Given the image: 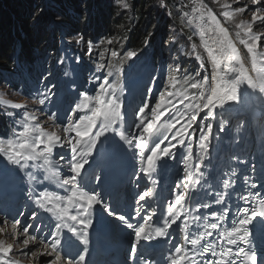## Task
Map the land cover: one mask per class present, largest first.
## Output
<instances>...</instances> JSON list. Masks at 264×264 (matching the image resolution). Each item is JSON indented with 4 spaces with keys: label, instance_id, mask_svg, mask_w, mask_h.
<instances>
[{
    "label": "snow or ice",
    "instance_id": "6c2138e0",
    "mask_svg": "<svg viewBox=\"0 0 264 264\" xmlns=\"http://www.w3.org/2000/svg\"><path fill=\"white\" fill-rule=\"evenodd\" d=\"M117 2L124 9L129 8V4L125 0H117ZM239 2V0H237ZM250 5L255 7H250L249 3H245L243 7H237L234 11L228 10L229 5H223L224 11L223 16L226 20H235L237 14L245 13L251 11L252 18L251 21H241L236 24L238 30H243L244 36L241 37L240 31H237L236 37L239 39V42L243 44L248 53L253 54V65H255L257 56H264V52H255L254 49L257 47V42L264 44V33H257L253 31V26L259 22V24L264 25V0H250ZM197 11V9H194ZM211 22L215 25L214 31L218 32L219 37L213 40L214 44H218L217 51L223 59V64L218 62L215 59L213 49L207 44L205 47L208 50V55L213 57L214 70L217 67L227 69L228 72L240 73L235 79L231 80L227 87L223 85L217 86L215 84L216 77H213V86L211 88V94L206 96V102L204 99L201 100V105L204 109H207L206 115L203 117L205 120L204 124H198L200 129V148L206 149L207 141L210 139L208 132H205L204 129H207L209 132L213 129V124L208 123L207 121L214 116L213 109L217 107V101L220 104H224L225 100L234 101L237 99V90L241 83L244 80L243 75V65L240 64L239 58L237 57V49L234 46L232 40L228 38L229 33L226 27H222L220 21L217 20L216 16L212 14L211 11L207 13ZM203 20V14L200 17ZM200 31L202 35H207V31L203 24L200 25ZM222 37V38H221ZM83 41V37L76 39V43L80 44ZM108 43L111 44L112 41L108 40ZM93 45L91 42L88 44L89 54L92 52ZM101 55H103L101 53ZM113 57L117 56V53L113 51L111 53ZM137 55L135 52L129 51L126 53V58H131ZM229 62H235L240 64L239 67L228 68ZM104 65H98L99 68H103ZM119 70V69H117ZM111 75V73H109ZM99 77H96L94 80L90 81L91 83H96ZM251 87H255L254 84L250 83ZM193 88H198V84H193ZM111 89V92L109 91ZM151 91V89H149ZM115 88L112 85L105 87V84H101L99 91L95 97H90L86 92H81L80 97L81 101L76 105V111L84 112L81 114L78 121H74L69 117V122L66 127H64V132L71 133L75 132L76 137L74 138L70 135H65L63 138L56 135L55 133H44L43 131L39 132V135L36 134V131L40 129V126L37 124L34 128H30L27 122L23 123L22 131L19 132V139L14 137L7 139V148H0V154H4L7 158V162L10 165L17 166L19 169L24 170L30 167L29 161H38L43 159L45 164L49 163V156L53 153L54 149H60L56 155L59 157V161L69 168L72 173L71 176L63 180L64 185H72V195L68 197L69 203L75 204L78 214L69 215L68 209L64 208L63 216L61 217V223L55 225V230H49L50 237H37L30 235L29 239H42L45 241L44 248L45 252L39 253V255H47L51 257L50 264H80L81 261H84L85 257L79 252L76 255H79V260H76L75 255H73L71 249L73 241H61L60 239V230L61 228H67L69 232L73 235L79 236L82 244L88 243V229L92 225L93 221L88 218L90 209H94V206L100 204L104 211L108 213L109 216L115 215L116 209L110 206L108 203H104L102 196L92 192L91 194L86 193L82 190V167L84 164L88 163L89 158L93 154V150L97 148V145L100 141V137L104 136L105 132L112 129V125L123 122L124 114L121 112V104L117 98H114ZM101 95H105L106 99L103 104L101 102ZM40 104L44 103V100L39 101ZM106 105V106H105ZM12 107L19 108L20 105H13ZM162 105L160 101H157L156 107H151L150 104H144V107L140 108V112L144 113V117L140 119V123L136 124V130L140 132V138L135 140V147L140 150L141 161L143 162V157L146 155L144 152L145 148L148 147L152 155H147L148 168H142L141 171L146 174L151 175V171L155 170V165L157 163H162L166 165L165 162L160 161V156H168L174 158V153L170 148H164L162 153H157V148L160 147V144L157 143L156 147H151L152 143H155L159 139L160 135H164V132L170 131L172 124L168 125H157L155 121H159L161 116H164V111H157L158 108H161ZM199 107V106H197ZM146 108L151 109L152 121H147L148 113L145 112ZM167 110V109H165ZM90 113V114H89ZM11 115V113H9ZM171 113H169L170 118ZM25 121L29 119L28 113L24 114ZM30 119L35 120V117ZM50 120H58L60 117L55 114L49 116ZM191 119L196 120L195 112L193 113ZM147 121V122H146ZM198 123V122H197ZM189 128H192V124L188 125ZM163 129V131H162ZM114 130V129H113ZM196 129H193L195 131ZM147 134V136H145ZM121 139H125L128 145L131 147L133 145V139L125 137L123 134ZM180 136L183 137V132L180 133ZM46 137V141L45 138ZM175 138V137H173ZM167 139V136H165ZM163 141H161L162 143ZM170 143V142H169ZM181 143V141H178ZM44 144L43 149L41 150L38 145ZM9 149H18L9 151ZM187 159L186 157L184 158ZM199 171V166H197ZM185 172H188L189 167L185 168ZM98 181L100 178H97ZM139 179V177H137ZM235 184V181L232 182ZM224 187L227 188L229 185L228 180L223 181ZM246 187L256 188V185L253 183L251 185H245ZM179 188V185L177 186ZM187 187V185H185ZM79 192V197L77 193ZM252 195H255L259 204L256 205L253 203L251 207H236L235 212H232L231 207L225 206L221 211H211L208 212V216L211 217L214 221L209 224L211 230H218L221 226V221L227 223L229 214L231 213L232 223L228 228H224L219 231L218 236L213 240L207 243H201L202 240L206 239V236H213V231L200 232L198 236L189 238L187 229L189 224L187 222V217L185 222L181 224V231L185 232V245L184 246H174L170 242V248L174 246V254L171 255V264H177V257H180L183 261V264H261L259 259V254L254 251L251 247L252 241L250 236L252 235V225L255 223V217L257 213L260 217V223L264 224V199H260L261 196H264V192L261 193H248V194H237V200H243L247 205L251 201ZM150 196V190L144 191L140 195L139 200L143 201L146 197ZM187 197L177 191L175 195V205L183 207L184 202ZM83 201V202H81ZM37 207L45 208V204L42 200L37 199L34 201ZM226 204V197L224 195L219 196L218 199L212 201L211 203H203L196 205V211L199 212L200 208L204 209L211 208L212 204ZM230 203V201L228 202ZM46 211L51 212V208H47ZM168 216L163 221V227H154L150 223L152 216L156 215L155 212H152L145 218V224L148 225V231L145 230V225H140L139 227L129 223L125 215H118L116 219L121 223L125 224L127 228L133 229L135 232V242L132 243V251L136 253L140 249L142 241H153L159 238L167 237L170 235L168 229L175 224L177 218L181 215L180 212L173 211L172 204L170 203L167 208ZM7 217V214H4ZM136 215L140 216L141 212L139 207L136 211ZM65 217L67 219H65ZM10 219V218H9ZM33 219H37L34 215ZM71 220L73 223H68L67 221ZM16 224H22L21 221H15ZM80 225L83 228V232L76 225ZM24 232L28 233L29 228L24 227ZM24 243L27 245L28 240H25ZM187 244L191 245V248L187 247ZM240 245H247L248 247H243ZM145 251L148 249L155 248L156 245L145 244ZM7 254V250H4ZM34 257L38 255L37 252L33 251L31 253ZM243 258V260L241 259ZM13 264V262H9Z\"/></svg>",
    "mask_w": 264,
    "mask_h": 264
},
{
    "label": "trees",
    "instance_id": "16d2710c",
    "mask_svg": "<svg viewBox=\"0 0 264 264\" xmlns=\"http://www.w3.org/2000/svg\"><path fill=\"white\" fill-rule=\"evenodd\" d=\"M87 1L90 2V0H48L44 4V7L49 4V8L45 10L47 13L37 16L34 12L33 0H0V70H8L12 66V56L16 55L14 54L15 42L20 43L21 46V52L17 59H32V51L39 48L36 46L38 43L44 44L46 38L50 39V35L52 38L57 35L56 33L51 34L50 23L53 26L58 25L62 29L71 24L68 31H66L68 40H72L78 35H80L79 37L83 35L84 38H89L94 44L95 35L89 36L86 33L87 17L85 14H81L84 12L82 9L88 7L85 4ZM103 1V5H105L110 0ZM156 1L164 4L166 9H168L167 13L169 14L166 15L168 17L173 13L174 2L178 0ZM180 1L183 4H189L190 0ZM148 4H152V0H147V2L146 0H131L129 13L126 14L125 12H119V8H115L114 3L104 7L107 10L99 15L100 19H97L96 24V33L105 36L100 43L103 44L104 48H99L98 50L100 54L102 53L103 56L107 57L110 51L122 53L125 48L130 49L137 44L142 45L146 40L151 41L155 37L154 31L156 29L153 28L156 22H152L151 25L147 23V20L150 19L146 13V11L150 10ZM82 6L84 7L82 8ZM180 11L186 10L180 8ZM75 14H79V16L81 14L78 20L69 22L65 19V17L73 18ZM172 18L174 23H178L175 18V11ZM104 20L106 23H104ZM38 23L41 24L33 28ZM31 24L33 26L29 28L28 25ZM108 40H111L112 43L109 44ZM95 47L98 46L96 45Z\"/></svg>",
    "mask_w": 264,
    "mask_h": 264
},
{
    "label": "rangeland",
    "instance_id": "374dc122",
    "mask_svg": "<svg viewBox=\"0 0 264 264\" xmlns=\"http://www.w3.org/2000/svg\"><path fill=\"white\" fill-rule=\"evenodd\" d=\"M47 1L48 0H33V5L35 6L34 12L36 13L37 16L42 15L44 13H47V11H45V10H47V8H49V4H47L44 7V4H46ZM125 2L129 4L128 9H124L123 7H121V5L117 2V0H110L109 3L104 5V7H107L108 5H110V4L112 5L114 3V7L119 8V12H125V14H126V13H129V10L131 7V0H125ZM146 2H147V0H146ZM175 2H176V4H175ZM175 2H174L175 6H174L173 13L175 11V18L178 20V23L177 22L173 23L174 22V19L172 18L173 13L171 14V17L168 16V18H166L167 9H166L164 4L157 3L156 0H152V4H148L150 10L148 12L146 11L147 17L150 18L149 20H147L148 25H151L152 22H156V25H154L153 29L160 30L163 32L167 28H170L172 26H176L178 24L183 23L187 27V29H189L192 32L193 35L191 37L198 38L200 45H201V50L204 53V55L206 56V58L208 59V61H209V58H213V57H210L208 55V50L205 47V45L207 44L209 47H211L213 49L214 56L216 58L217 54H219V52L217 51L218 44H214L213 40L215 38L219 37V35H220L218 32L214 31L215 25L211 22L210 18L207 15L208 11H211L212 14L216 10L224 11L225 9H224L223 5H225V4L229 5L228 10H230V11H234V9L237 7H243L245 3H249L250 7H255V6L250 5V0H239V2H237V0H190L189 5L188 4L182 5L180 0L175 1ZM85 4L89 7L91 5V3L89 1H87ZM203 6L205 8H207L206 12L203 9ZM83 7L84 6H82V8ZM180 8H184L185 10H190V13L182 12V11H180ZM194 9H197V11H194ZM82 10L85 11V9H82ZM222 13H221V16L223 18H225ZM202 14H203V20L200 19ZM251 18H252V13H251V11H248L245 13L237 14L235 17V20H230V21L233 22L234 24H238L242 20L250 22ZM65 19L69 22H71L73 20V18H70V17H65ZM217 20H219V19L217 18ZM31 21H33V19H31ZM31 21H30V23H31ZM104 23H106L105 20H104ZM189 23L192 25V27ZM33 24L28 25L29 28L32 27ZM40 24L41 23L36 24V26H33V28L39 26ZM201 24L204 25V27L207 31V35L201 34V31H200V25ZM221 26L224 27L223 25H221ZM255 28L256 27L253 26V29H255ZM258 29L261 30V31H259V33H264V25H261L260 27H258ZM229 37L231 38L230 34H229ZM43 45L44 44L40 42L36 46L41 47ZM98 50H95V51H98ZM92 53H93V51L91 52V54ZM209 64H210V61H209ZM2 92L5 93V91L3 89H2ZM6 94L8 97L14 98L11 95H9L8 93H6ZM19 101H21V100H19ZM204 115H205L204 112L200 111L197 115V118L203 119ZM30 120H32V119H28L27 122H29ZM213 120H214L213 121V124H214L213 129L210 132L209 131H207V132H208L209 136H213L215 134V136L213 137V142L215 143L217 137L222 135V131H223L224 125L226 123V116H221V114H218V116H215L213 118ZM51 122H52V120H50L47 117V118L38 120L36 123H29V126H30V128H34V126L37 124L40 126V129L36 131L37 135H39L40 131H43L44 133H48V134L55 133L58 136L63 135V137L65 135L70 134V133L66 134L64 132L63 129L66 126H59L56 124H52L53 122L52 123ZM70 136H73V134H71ZM44 139L46 141V137ZM38 147L42 150L44 147V144H39ZM13 150H18V149H9V151H13ZM25 240H27L26 236L25 235H18L17 230H16V228H14L13 224L3 223L0 221V242L1 241L4 242L5 246L6 245L7 246L13 245L15 247V250L11 251L12 255H14L16 257H18L19 255H23L21 258L25 262H33V264H36L35 258H37L39 253H41L43 251L44 247L42 245H37L35 243L31 244V243H29V241L26 245L24 243ZM33 251L37 252L38 255L34 257L31 254ZM39 256L41 257L39 263L50 264V262H48V259H49L48 257L45 258L44 256H41V255H39ZM18 258H20V257H18Z\"/></svg>",
    "mask_w": 264,
    "mask_h": 264
},
{
    "label": "bare ground",
    "instance_id": "6f19581e",
    "mask_svg": "<svg viewBox=\"0 0 264 264\" xmlns=\"http://www.w3.org/2000/svg\"><path fill=\"white\" fill-rule=\"evenodd\" d=\"M228 38L230 40H232L229 36ZM233 42V40H232ZM234 46L236 47L237 49V57L239 58V61H240V64L243 65V70H245V62L236 46V44L233 42ZM113 51H110L109 54L107 55V57L103 56L100 54V51L98 52H93L92 54H89L91 59L96 61V65H95V68H96V77H99V79L96 81V87L89 91L87 93L88 96L90 97H95L99 91V88H100V85L101 84H105V87H107L108 85H112L114 86V88L121 82V80L123 79L122 77H119L116 75V71L117 69H119L121 67V61L120 59L118 58V56H115L113 57L111 55ZM218 62H220L221 64H223V59L222 57L217 54V57L215 58ZM209 61H210V67H211V70H212V74H213V77L215 76L216 77V80H215V84L217 86H220V75H221V71H222V68L220 67H217L215 68L214 70V64H213V58H209ZM111 63V64H110ZM232 63V65H234L235 67H239L240 64H236L235 62H230ZM104 65L103 68H99L98 69V65ZM133 63L131 62L130 65H132ZM109 73H111V75H109ZM111 89H109L110 91ZM257 93V90L256 89H253V88H238L237 90V94L241 96V102H244V103H247L249 104L251 102L250 99H247L244 97V95L246 94H252V95H255ZM106 98L105 95H101V102ZM218 104H220L219 101H217ZM225 104V103H224ZM246 113H249V111L246 110ZM54 128V127H53ZM224 139L225 141L223 143H221V147L217 149V151L215 153H213L212 151L209 152L208 156H207V159L213 164V165H216V166H220L223 164V162L227 159V157L229 156V150H230V147H231V143L227 142V140L230 139L229 136H224ZM208 172H212V169L210 168H207L204 167L203 170L199 169L196 170V173L197 174H206ZM128 179L126 178V181ZM190 186V182L188 184ZM160 192V189L158 190ZM191 191V190H189ZM117 200V199H116ZM159 200H162L159 199ZM95 217V216H92V218ZM191 221V219L187 218V222L189 224V222ZM10 234V233H9ZM28 240V239H27ZM124 240V239H123ZM29 243L32 244L33 241H31L30 239L28 240ZM125 248H132L131 245H128V246H125ZM2 250H7L11 253V250L14 251L15 250V247L13 245H4V242H0V251ZM42 252H45V248H43V251ZM41 252V253H42ZM121 255L122 257L124 258L125 262L128 260L129 258V250H122L121 252ZM23 255H19L18 257H22ZM45 258L48 257V258H51L47 255H43ZM41 257L38 255L37 258H35V263L36 264H39V261H40ZM0 264H9L8 262H6L5 260H2L0 261Z\"/></svg>",
    "mask_w": 264,
    "mask_h": 264
}]
</instances>
